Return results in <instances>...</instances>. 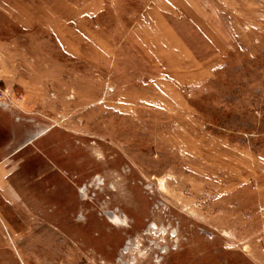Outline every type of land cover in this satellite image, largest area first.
Listing matches in <instances>:
<instances>
[{
    "label": "rangeland",
    "instance_id": "rangeland-1",
    "mask_svg": "<svg viewBox=\"0 0 264 264\" xmlns=\"http://www.w3.org/2000/svg\"><path fill=\"white\" fill-rule=\"evenodd\" d=\"M0 264H264V0H0Z\"/></svg>",
    "mask_w": 264,
    "mask_h": 264
},
{
    "label": "bare ground",
    "instance_id": "bare-ground-1",
    "mask_svg": "<svg viewBox=\"0 0 264 264\" xmlns=\"http://www.w3.org/2000/svg\"><path fill=\"white\" fill-rule=\"evenodd\" d=\"M114 217H115L114 219L116 220V222L121 221V219L117 218V216H114ZM112 219H113V218H112ZM112 219H111V220H112ZM127 250H129V248H127Z\"/></svg>",
    "mask_w": 264,
    "mask_h": 264
},
{
    "label": "flooded vegetation",
    "instance_id": "flooded-vegetation-1",
    "mask_svg": "<svg viewBox=\"0 0 264 264\" xmlns=\"http://www.w3.org/2000/svg\"><path fill=\"white\" fill-rule=\"evenodd\" d=\"M92 187H93V186H92ZM86 188H87V186H86ZM94 188H96V190H97V189L100 188V185H96V187H94Z\"/></svg>",
    "mask_w": 264,
    "mask_h": 264
}]
</instances>
